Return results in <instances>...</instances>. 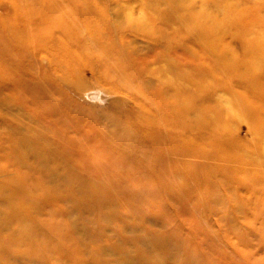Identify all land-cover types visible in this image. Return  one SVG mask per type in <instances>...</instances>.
Returning a JSON list of instances; mask_svg holds the SVG:
<instances>
[{
	"label": "rangeland",
	"instance_id": "obj_1",
	"mask_svg": "<svg viewBox=\"0 0 264 264\" xmlns=\"http://www.w3.org/2000/svg\"><path fill=\"white\" fill-rule=\"evenodd\" d=\"M171 4L0 0V264H264V0ZM27 17L45 34L38 69L12 35ZM129 39L160 50L143 73L158 88L141 97L120 81L135 73L139 92ZM172 51L195 62L172 71ZM167 139L189 155L172 169ZM32 148L53 164L35 167Z\"/></svg>",
	"mask_w": 264,
	"mask_h": 264
},
{
	"label": "bare ground",
	"instance_id": "obj_2",
	"mask_svg": "<svg viewBox=\"0 0 264 264\" xmlns=\"http://www.w3.org/2000/svg\"><path fill=\"white\" fill-rule=\"evenodd\" d=\"M149 3H150V5L148 6V8H150L152 11H155V12H159V10H160V8H162V7H164V6H167V4L171 1V0H147ZM180 1L181 0H172V4L173 5H175V7H177V3L179 4L180 3ZM171 4V6L173 7V5ZM170 6V7H171ZM173 9V8H172ZM115 12V14H116V12H120V10H119V7H113L112 8V10H111V13L112 12ZM114 14V13H113ZM129 15H130V17L132 18L133 16H134V14L133 13H129ZM133 15V16H132ZM150 16V15H149ZM150 19V18H149ZM30 20L31 19H28V17L26 18V24H25V29L23 30V31H15V30H13L12 31V35H13V37L15 36V37H17V36H20L21 34V36H22V38L20 39V41L23 39V40H25V45H23L22 47L24 48V49H26V56H25V58H26V60H28V59H30L31 60V63H32V65H33V69H38V61L37 60H39L37 57H36V55L38 54V52L42 49V40H43V37H45L44 35L42 36V33H40L39 31H40V29H38V28H36L35 27V25H32V22H30ZM112 25V24H111ZM113 27V26H112ZM109 32H110V30H108ZM15 34H18L17 36L15 35ZM40 36H41V42L39 43V41H40ZM105 36V38L107 37L109 40H111V41H113V38H112V36L109 34V36L107 35V34H105L104 35ZM213 36V35H212ZM16 39V38H15ZM200 39V38H199ZM19 41V40H18ZM131 44H132V41H130V39L126 42V44H124L122 47H121V51L123 50V51H125V52H127V51H131V52H135L136 54H138V58L136 59V61H137V63H138V65H139V68L142 70V73L140 74V77H142L141 78V80H140V89H139V92H137L136 91V89L134 88V86H133V82H132V80H133V77H135L134 75H136L135 73H132L131 72V68H130V70H127L128 71V73H130L131 72V74H130V76H132V78H131V81H130V83L128 84L126 81H124V79L122 78L120 81L122 82V86L124 87V89L130 94V95H135V94H137V95H140L141 94V91H142V93H143V90H144V85H146V86H150L151 88H153L155 91H156V89L158 88L157 87V85H156V82H154V80H152V79H150V80H147V79H144V77H143V73H144V70H146V69H148V68H150L151 66H152V63H155L157 60H159V59H161V58H158L157 56H156V53H158V51H160L159 49H157V48H155V47H152V46H149V45H146V44H141L140 45V47H139V49H137V50H130V47L131 48H133V46H131ZM96 46V47H95ZM6 48V47H5ZM92 48L96 51V52H99V47L97 46V45H94V46H92ZM91 48V49H92ZM90 50V48H87V46H85V47H83L82 46V50L85 52V51H87V50ZM92 49V50H93ZM111 52H114V50L113 51H109V53L111 54ZM117 53V55L118 56H120V54H121V56L123 55V53H120V52H116L115 51V54ZM167 53V52H166ZM113 54V53H112ZM102 57H100V60L102 61ZM195 58L194 57H191L190 55H187V54H185L184 52H182V51H176V52H171V56L168 58V63H170L171 65H172V67H171V69H172V71H175V70H177L178 72H181L180 70L181 69H183V68H185L186 66H187V63H190V62H195V60H194ZM213 59V58H212ZM49 60H47V59H45V62H48ZM214 62H216V61H214ZM48 64V63H47ZM129 69V68H128ZM127 71H125V72H127ZM9 72V71H8ZM6 74V73H5ZM9 77V76H8ZM129 79V78H128ZM65 84L67 85V88L69 87V89L72 91V93H74V94H76V96L77 97H82L81 96V94H82V90H79L78 89V87L77 86H74V85H72L70 82H65ZM38 86L40 87L41 85L40 84H38ZM42 86H43V84H42ZM46 88H47V86H46ZM46 90H48V89H46ZM49 90H50V88H49ZM53 90V89H52ZM45 91V90H44ZM51 93H52V91H50ZM111 93V92H110ZM45 94V93H44ZM156 94H157V92H156ZM55 95H59L58 93H55V91H54V93H52V95L51 96H49V98H50V100H55V101H57V103H58V97H56ZM109 96H112V95H110L109 94ZM140 97H141V95H140ZM111 99H112V97H111ZM129 100H131V99H129ZM112 104H114L115 105V107H123V108H127V107H131V105H129V102H128V100L127 99H121V98H118V96H115V98L112 100ZM130 102H132V100L130 101ZM70 106V105H69ZM68 106V107H69ZM150 108L151 109H153L154 110V113H158V114H160L159 112V108H158V106L157 105H153V103L152 104H150ZM134 107V106H133ZM71 108V107H70ZM64 109V108H63ZM129 109H134V110H136L137 108H129ZM80 111V110H79ZM20 118V117H19ZM150 119V118H149ZM26 120V119H25ZM151 121H152V119H150ZM1 121V120H0ZM27 122H29V121H27ZM26 122V123H27ZM164 121L163 120H159L157 123H156V125L157 126H159V127H161V126H163V123ZM177 122V121H176ZM14 124H18L17 122H15V121H12V122H9V127H10V129H9V127H8V125L6 126V127H4V130H6V131H8V132H10V136L12 137V138H15V136H20L22 139L24 138V134L22 133L23 132V130H22V128L23 127H21V128H18V131L17 130H13L12 128H11V126H13ZM167 126H168V124H165V127L164 128H167ZM15 128H16V126H15ZM164 128H163V130H164ZM12 129V130H11ZM81 130H83V129H80V131ZM126 130V129H125ZM125 130H121V131H123L122 133H124V134H122L121 133V135L123 136V139H121L120 138V140L118 139V141H116V143H115V149H119L120 148V146H122V144H124V139H125V136H126V133H127V130H126V132H125ZM204 131V130H203ZM164 132L166 133V135L167 134H169V132H168V129H165L164 130ZM9 135V134H8ZM150 135V134H149ZM148 135V136H149ZM203 135H205V133L203 134ZM29 136H31L30 134H29ZM155 136V135H154ZM156 137L157 136H155V138H154V140L156 139ZM2 138V137H1ZM29 138V137H28ZM81 140H79V142H80ZM171 141L169 140V139H167V140H164V144H162V146H163V148L164 149H166V150H164V152L167 154V161H166V163H170V162H172V161H174L175 159H176V157H180V156H182V158L183 157H188L189 155H187V153H184V154H181L178 150H175V148L174 147H172V146H170L169 145V143H170ZM159 144L157 143L156 144V142H154V144L152 145L153 147H155V146H158ZM34 147V146H33ZM93 147H95V146H93ZM172 147V148H171ZM80 149V148H79ZM98 151L99 150H97V149H93V151H91V152H87L88 153V155L87 156H89V161L90 162H92V164L94 165H96V166H98L99 164H101L102 165V161H101V159H105V154L103 153V152H101V153H99V154H102L101 156L98 154ZM25 153V155L29 158V159H31L32 160V162H33V164H34V166L35 167H37V168H40L41 166H51L52 164H53V162H52V160L51 159H49V158H44V154H41V153H39L37 150H33V148H32V151L30 152H24ZM116 153L118 154L119 152H117V150H114V152H112V154H114L115 156H116ZM92 154V155H91ZM109 155V157H110V155H111V153L110 154H108ZM107 155V156H108ZM197 155L198 156H200L201 155V152L199 151L198 153H197ZM43 156V157H42ZM196 156V155H195ZM107 158V157H106ZM126 161V159L125 158H122L121 159V161ZM100 166V165H99ZM169 166L171 167V169H172V165H170L169 164ZM261 175H264V171L262 172V174ZM258 186H262V185H260V183H258V184H251V185H248V187H258ZM262 211V215H263V217H264V209L263 210H261ZM259 212V211H258ZM23 218V217H22ZM39 225H40V223H38ZM18 238H17V241H18V243H16V244H21L22 246H24V244L26 245V243H25V240H24V238L26 237L25 236V234L23 233V234H21V232L18 234V235H16ZM21 236H23V242H19L20 240H18V239H21L22 237ZM27 241H28V239H26ZM26 241V242H27ZM124 262H129L128 264H132V263H130V259L128 260V261H124ZM126 264V263H125ZM133 264H136V262L135 263H133ZM158 264V263H157Z\"/></svg>",
	"mask_w": 264,
	"mask_h": 264
}]
</instances>
